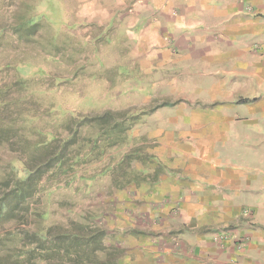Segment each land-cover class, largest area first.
Instances as JSON below:
<instances>
[{"label":"rangeland","instance_id":"1","mask_svg":"<svg viewBox=\"0 0 264 264\" xmlns=\"http://www.w3.org/2000/svg\"><path fill=\"white\" fill-rule=\"evenodd\" d=\"M106 1L0 0V88L20 82L23 90L7 92L10 103L21 99L7 109V119L19 125L25 114L34 116L31 127L61 140L71 128L69 121L81 116L111 111L137 119L124 144L86 164L82 156L87 148L82 146L73 172L41 183L13 218L6 210L0 213V262L3 256L9 262L7 253L22 249L20 238L10 237L14 232L23 237L88 222L105 231L104 245L110 250L125 251L118 264H187L189 259L179 253L182 246L166 251L159 243L166 231L158 232L162 217L157 210L182 204L175 218L172 210L163 209L167 224L177 227L191 222L189 207L200 221L219 216L218 209L203 204L213 201L205 197L210 196L205 188L210 172L202 161L210 149L217 156L226 139L234 137L228 127L220 131L221 119L243 102V95L231 101L233 84L215 83L224 76V65H209V60L223 54L222 44L210 49L187 46L184 40L192 33L185 27L176 32L171 19L157 18L167 33L180 38L170 51L156 52L124 29L128 21L122 18L123 7L116 0ZM30 125L17 129L32 139ZM78 130L80 139H97L94 125ZM19 141L16 136L8 144L0 141V186L19 175L17 159L22 154L21 159L29 158ZM153 152L159 171L165 169L163 175L157 173ZM179 229L169 236L177 245L189 236Z\"/></svg>","mask_w":264,"mask_h":264},{"label":"crops","instance_id":"2","mask_svg":"<svg viewBox=\"0 0 264 264\" xmlns=\"http://www.w3.org/2000/svg\"><path fill=\"white\" fill-rule=\"evenodd\" d=\"M116 1L123 7L122 18L128 21L124 29L133 31L138 43L156 52L170 51L171 43L180 38L175 32L167 33L168 27L157 18L171 19L176 32L185 27L192 33L188 42L184 40L187 46L210 49L222 44L223 54L209 60V65H224V76L215 83L233 84L231 101L243 95L239 99L243 102L233 107L234 115H225L220 123V131L228 127L227 133L234 131V137L226 139L217 156L210 149L202 161L210 172L205 187L210 196L205 197L213 201L203 204L218 209L219 216L200 221L188 206L191 222L178 227L189 236L177 245L169 236L181 230L167 224L163 210L172 208H161L157 210L162 217L158 232L166 231V235L158 234L159 243L166 251L182 246L179 253L189 259L187 264H264V0ZM89 11L91 16L95 14ZM152 156L157 157L154 152ZM158 160L157 173L163 175L165 169L159 171ZM181 205L171 211L172 218L178 216Z\"/></svg>","mask_w":264,"mask_h":264},{"label":"trees","instance_id":"3","mask_svg":"<svg viewBox=\"0 0 264 264\" xmlns=\"http://www.w3.org/2000/svg\"><path fill=\"white\" fill-rule=\"evenodd\" d=\"M21 86L20 82H16L7 89L0 88V141L8 144L16 136L24 152L29 154L26 160L21 159L23 154L17 159L22 167L19 175L15 179L9 178L0 186V213L6 210L8 218H13L16 208L38 193L41 183L55 181L60 176L73 172L76 165L74 161L82 146L87 148L82 156V162L86 164L98 159L106 149L124 144L126 133L137 122L136 117H128V112L106 111L102 115L81 116L69 121L71 128L68 127L67 137L61 140L53 133H43L31 127L30 121L36 119L34 116L25 114L26 118L19 125L16 119H7L4 116L9 107L21 104L20 98L12 103L5 100L7 92L13 88L21 92ZM23 114L18 112L19 116ZM25 124L30 125L32 139L25 137L26 133L17 129ZM82 125L96 126L97 139H80L78 129ZM20 129L24 130L22 127ZM15 132L16 135H12ZM133 151L125 158L130 160ZM105 236L103 229L88 222L82 225L72 223L69 230L59 227H50L45 231L41 229L33 235L23 237L14 232L10 237L18 240L20 238L22 249L8 252L6 256L11 261L8 262L3 256L0 264H118L124 250H110L108 245H104Z\"/></svg>","mask_w":264,"mask_h":264}]
</instances>
